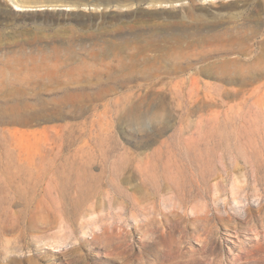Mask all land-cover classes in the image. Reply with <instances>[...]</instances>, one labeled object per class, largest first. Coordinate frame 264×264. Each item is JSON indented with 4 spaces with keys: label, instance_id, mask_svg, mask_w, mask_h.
I'll return each mask as SVG.
<instances>
[{
    "label": "rangeland",
    "instance_id": "1",
    "mask_svg": "<svg viewBox=\"0 0 264 264\" xmlns=\"http://www.w3.org/2000/svg\"><path fill=\"white\" fill-rule=\"evenodd\" d=\"M94 148L99 206L12 180ZM0 264H264V0H0Z\"/></svg>",
    "mask_w": 264,
    "mask_h": 264
},
{
    "label": "bare ground",
    "instance_id": "2",
    "mask_svg": "<svg viewBox=\"0 0 264 264\" xmlns=\"http://www.w3.org/2000/svg\"><path fill=\"white\" fill-rule=\"evenodd\" d=\"M106 151L107 154L112 153L110 149H107ZM29 159L30 161H27L26 164H23V166L19 168V172L21 173H19L14 179L11 177L12 180H16L18 183L25 186L36 185L39 188L42 185H45L50 187L51 197L53 198L55 204L58 202L61 203V201L57 200L59 198L65 199L68 196L71 199L84 196L88 197L89 200L91 199L90 206L96 207L101 205L103 198L100 195L101 189L104 185L108 184L107 180L110 179V176L106 174V171L111 173L110 170L105 169L107 167L105 166V160L102 152H99L96 149L92 152V154H88V157L85 154L73 153H39L31 156ZM94 163L102 166V168H100V172L94 173L90 170V166ZM120 167V172H117L116 170L117 176H120L121 179H127L132 176L133 167L130 164L125 166L120 165ZM214 185L215 183L213 186H206L205 191L203 192V196H205V199L209 201L213 200V196L215 194L213 192L218 190V187ZM43 187L44 186H42L41 190L44 189ZM176 188L179 189L178 187ZM161 190L164 191V193H174L175 187L171 188V186L167 183L163 184ZM140 192L141 196L147 203L153 202V199L156 197L154 194L153 197L151 194L149 195V191L147 192V190L142 189ZM195 192L199 194L198 187L195 189ZM103 200L105 201V199ZM60 211H62V208ZM111 211H105L103 215H99L100 218L101 216L108 217L119 214L118 212L113 213ZM77 213L74 214L75 217L77 216ZM67 214V211H65L63 215Z\"/></svg>",
    "mask_w": 264,
    "mask_h": 264
}]
</instances>
